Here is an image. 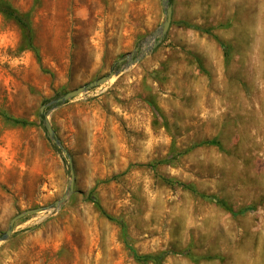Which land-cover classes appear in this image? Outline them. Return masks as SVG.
<instances>
[{"label":"rangeland","instance_id":"rangeland-1","mask_svg":"<svg viewBox=\"0 0 264 264\" xmlns=\"http://www.w3.org/2000/svg\"><path fill=\"white\" fill-rule=\"evenodd\" d=\"M0 2L36 49L0 13V113L29 123L0 116V238L64 197L70 164L75 179L60 208L14 224L0 264H264V0H171L168 33L129 68L161 30L160 0Z\"/></svg>","mask_w":264,"mask_h":264},{"label":"water","instance_id":"water-1","mask_svg":"<svg viewBox=\"0 0 264 264\" xmlns=\"http://www.w3.org/2000/svg\"><path fill=\"white\" fill-rule=\"evenodd\" d=\"M160 1L162 3L163 8H164V16H165V20L161 26V30L154 35L155 39H152L151 43L149 45H147L138 55L136 52H134V53H131L130 55H128L127 57L123 58L122 60L118 61L119 64L125 62L124 68H129L132 65H135L136 63L140 62L148 53L152 52L153 50H155L158 47V45L162 42V40L164 39V37L168 33V30H169L170 25H171V20H172V7L169 3V0H160ZM120 71L121 70H118L116 72H110L107 75L102 76L101 78H98L97 80H94L92 82H89L88 84H85V85L80 86L74 90H71V91L67 92L66 94H64L63 96H61L60 98L52 101L49 105H51L53 107H59V106L65 104L66 102L76 98L77 96H79L83 93H86L91 89L97 88V87L107 83L114 76L119 74ZM45 108H46V106H42L40 108V115L45 114L44 113ZM44 127L46 130L47 137L50 140H53L55 142V144L59 145V148L62 150V152L64 154H67V152L60 145L59 140L56 138L51 125L46 120V115H45V120H44ZM74 182H75L74 173H73V169H72L71 164H70V181L68 184V192L64 195V197L61 200H59L53 204V206L55 208H60L65 203L67 198L73 193ZM53 206H46V207L39 208V209L27 210L23 213L18 214L14 218H12V220L9 223V228L6 231V233L2 236V238H0V242L6 240L11 235L14 224L18 220H20V219H22L28 215L38 213L40 211L49 210Z\"/></svg>","mask_w":264,"mask_h":264},{"label":"trees","instance_id":"trees-1","mask_svg":"<svg viewBox=\"0 0 264 264\" xmlns=\"http://www.w3.org/2000/svg\"><path fill=\"white\" fill-rule=\"evenodd\" d=\"M169 3L171 5V0H169ZM0 13H2L3 15H5L6 17L13 19L17 25L21 28L22 30V36L24 39V44L26 46L27 49H31L33 51H36L34 45H33V33H32V29H31V25L29 24V22L27 21V18L25 16L20 15L18 12H16L14 9H12L7 3L5 2H0ZM195 30L204 33V34H208V35H212V31L210 29H202V28H197L194 27ZM220 46H222V44L220 43ZM223 47V46H222ZM0 116L3 117V119H5L6 121L10 122L13 125H17V126H22V127H26L29 125V123L25 120H21V119H16L14 117H11L7 114H3L0 113ZM39 119L41 121V123H43L44 125V120H45V114L44 115H39ZM48 142L51 144L52 148L61 153L62 150L59 148V145L55 144V142L53 140H50L47 137ZM208 144H212L215 145L216 142H208ZM61 145V144H60ZM181 187L185 188V189H190L188 186L180 184ZM89 199L90 201L95 205V207L100 211V213L107 218L110 221H114L108 214H106L103 209L101 208V206L99 205V203L95 200L94 196H92L91 194H89ZM214 203H216L217 205L229 210L228 205L221 201L218 200L217 198H211ZM250 207L248 208H243L242 210L238 211V212H234V215H244L249 211ZM135 259L137 262H151L153 261L156 264H160L158 261V258H155L153 256H138V255H134Z\"/></svg>","mask_w":264,"mask_h":264}]
</instances>
